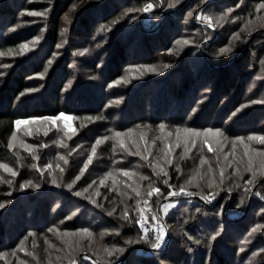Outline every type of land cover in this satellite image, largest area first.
Masks as SVG:
<instances>
[{"label":"trees","instance_id":"1","mask_svg":"<svg viewBox=\"0 0 264 264\" xmlns=\"http://www.w3.org/2000/svg\"><path fill=\"white\" fill-rule=\"evenodd\" d=\"M149 1L156 0H33L25 2L26 9L46 7L47 16L36 25L24 22L13 31L3 32L4 27L17 25V17L11 9L14 0H0V51L12 48L17 51L15 43L21 40L20 35H28L23 38L27 39L43 32L44 36V42L23 55H0V63L2 59L8 63V67L0 68L3 73L0 76V161L12 157L7 144L14 130V120L61 111L79 117L76 120L79 134L85 140L91 132L90 141L113 131L161 122L173 130L179 126L180 131L185 127L220 128L230 136H245L264 126V104L241 108L242 104L258 99L260 90L264 91L262 85L246 94V88L261 71L264 29L252 36L250 31H247L249 34L240 30L243 18L249 14L254 17L256 5L264 0H216L209 9L217 6L221 13L228 7L234 9L217 28L193 19L195 10L206 8L207 11L208 0L205 3L181 0L168 14L157 9L149 12L157 23L153 30L144 23L149 13L130 10L139 9ZM74 2L77 9L70 11ZM190 12L193 14L189 15ZM233 18L231 25L228 20ZM101 25H106L103 30ZM66 26L68 30L63 34ZM234 33H239L240 39L234 37L230 41L228 38ZM184 36L190 43L182 50L176 49L177 39ZM63 38L68 41V47L56 64L49 65L55 46ZM228 44L231 52L215 54ZM75 49H88L74 64L77 70L73 69L72 62V58H77ZM134 66L142 69L133 70L137 74L129 83L112 85L120 77L131 74L130 71L136 69ZM28 89L33 91H26ZM200 95L207 98L198 103ZM234 111L235 116L231 115ZM202 144L196 149V165L193 158L177 156L172 166H166L169 183L176 189L184 183L183 173L187 169L199 171L200 175L205 173V165L200 163L201 155L206 152ZM109 162L111 166L118 165ZM176 164L180 166L179 172ZM211 179L216 180V175H211ZM26 180L38 182L41 187L22 189L20 184ZM260 182L264 193V180ZM65 184L64 180L58 179V184L54 185L48 179L21 174L18 182L2 186L0 201L7 204L0 209V252L8 251L9 255L19 249L17 245L22 241L26 249L36 250L38 261L45 263L46 245L54 238L56 229L75 233V243L83 235L76 230L88 228L94 234L93 241L90 246L87 239L82 241L84 251L76 255L77 264H240L248 250L238 252V242L250 232L258 211L264 209L262 193L242 209L237 205L241 197L247 198L245 192H226L225 196H232L229 212L226 211L229 201L223 200L221 195L215 207L201 197H190L182 200L164 219L172 234L170 243L162 250H153L144 243H126L140 231L135 223L138 217L134 214L132 222H126L118 209L114 215L108 214L119 207L120 197L115 189L109 185L100 188V195L93 198L103 205L99 208L90 205V200L85 198L92 196L93 190L92 194L88 190L82 198L75 195L90 184L87 178L79 180L76 189L69 190L63 186ZM155 184L160 188V195H153L151 199L154 208L169 191L161 180ZM221 186L225 189L230 184ZM194 187L192 190L203 194L209 189L202 180H196ZM260 217L263 222L264 214ZM50 228L53 231L49 232ZM262 229L264 231V226ZM106 231L115 236L100 235ZM217 231L220 234L211 239ZM255 240L257 237L252 241ZM112 245L124 247L126 251L118 258L115 254L107 257L104 247Z\"/></svg>","mask_w":264,"mask_h":264},{"label":"rangeland","instance_id":"2","mask_svg":"<svg viewBox=\"0 0 264 264\" xmlns=\"http://www.w3.org/2000/svg\"><path fill=\"white\" fill-rule=\"evenodd\" d=\"M215 1L216 0H211V3H214ZM14 2H15L14 6L13 7L11 6V9H12L13 14H15V16L17 17V25L23 24L24 22L25 23L29 22L32 25H36L37 24L36 22H40V20H42V18L40 16L31 15L30 13H32V12H43L44 9H46V7L44 9H34V8L26 9L27 5L25 4V2H29V0H14ZM43 2H44V0H43ZM149 2H152L156 5V7L153 8L154 10H156V9L160 10L163 14H168L175 9V8H169L167 6V0H156L154 2L153 1H149ZM261 3H264V2H261ZM261 3H258L257 5H259ZM44 5L46 6L47 3H45ZM214 8H215V10H214ZM228 8L233 9V7H228ZM220 9L221 8H219L217 6L212 7L210 9L208 7L207 11L205 12L206 8L205 9L199 8V10L197 9V11L196 10L194 11L195 12L194 14L192 13L193 19L197 23H201V20L198 17H199L201 12H204L206 15H211L213 17L214 23H215V20L218 19V17L221 14ZM21 12H24V15H20ZM250 16L251 15L249 14V16L243 18V22L241 23L240 30H242L244 32L250 31V33H251L250 36H252L253 34L256 35L257 32H259L261 29H264V26H262V25H264V20L260 19V18L264 17V8H261L258 10L256 7L254 17H250ZM148 17H150L153 20V17L150 15V13L146 16L145 19H147ZM226 19H227V16H226ZM234 19L235 18L228 20L231 23V25L233 24ZM255 21H257L258 23H255ZM64 24H67V23L64 21ZM201 24L206 26V24L204 22H202ZM7 26L8 25H6V27ZM7 28L5 29V27H4V29L2 31L5 32L6 30L9 31L10 29H11V31H13L17 27H15V26L9 27L8 26ZM216 28H217V26H216ZM253 29H255V30L253 31ZM67 30H68L67 26L63 27V29H62L63 34ZM3 32L1 34H3ZM247 33H249V32H247ZM27 36L28 35H24V37H22V35H20V39L22 41L19 40L15 43V47L17 48V51H18V45L32 41L33 37L23 39V38H26ZM38 36L41 37V39L39 40L38 43L35 44V46H38L40 44V42H44L43 32H41ZM234 37H235L234 35H230L228 39L230 41H233L235 39ZM183 38H186V37L185 36L182 37L181 44H179V45L176 44V46H177L176 49L182 50L184 47H186L187 44L186 45L183 44ZM58 45H59V47H58ZM66 45H68V41L66 40V38L61 39L57 43L54 51L52 52L53 55H52V57L48 63L49 65H54L57 63L58 59L61 58L62 53H64L63 52L64 49L68 47ZM35 46H32L31 44H29V50L32 48H35ZM12 50H13V48H12ZM83 52H84L83 50H80V49L76 50L75 49L74 53H75V56L77 58H75V57L72 58V62H74L73 63V69L74 70H77L76 66L74 68V64L79 62L78 61L79 57L81 56V54H84ZM2 56H4V55H2ZM9 56L11 57L14 55H9ZM2 61H3V63L2 62L0 63V64H2V65H0V68H4V65H8L6 60L2 59ZM259 64L261 65V71L259 74L256 75V78L253 79V81L246 88L247 89L246 94H248L249 91L257 89L258 86L263 85L262 88H264V81H263L264 80V55L260 57V63ZM141 69L142 68L140 66H138V67H136V69H132V71H130L131 74L127 73L123 77L126 80L130 81V79L134 78L137 74V72L133 73L134 72L133 70H138V72H140L139 70H141ZM1 70H3V69H1ZM121 82H123V81H121L119 78L116 81H114L112 85L117 86ZM260 91H261V92H259L260 97H258V99H256V100H251V101L264 100L263 99L264 98V91H262V90H260ZM206 98L207 97H205L204 95H202V96L200 95V97L197 98V101H198V103L203 102ZM253 104L260 105V104H264V103H249V101H248L247 103H244L242 105L251 106ZM64 113L66 115L72 117V119H70L68 121V123L72 126L73 129L78 130L76 132V134L73 135L71 139H67V137H65L64 133H63V123H64L63 121L57 122L60 130H58L55 127H52L51 125H39V124L35 125V126L29 125V127H33L34 134L32 136H27L24 132V126H21V129L18 132L19 139L23 140L26 144L42 145L41 147L35 149L36 155L39 156V160H36L25 148L20 147L18 145L16 149H11L12 157L10 158V160L0 161L2 163H7L10 167L16 169L17 173H18L17 176L13 178L9 173H5L2 169H0V177H3V179L5 181L8 179H12L13 180L12 184L19 181L21 174H28L31 177H33L34 179H39L42 177L45 180L48 179V181H50V178H51L50 170L45 169L43 174H41L36 168L32 167V165L38 164L40 166V168H44V166L46 164H52L53 167H52L51 171L54 172V174L57 177V180L58 179L60 181L64 180L65 183L67 184L72 179H74L76 175L79 174V171L83 167L84 162L87 160L88 155L91 154V147L95 143L96 139L107 136V137H109V139L103 140L102 143L97 146L96 154L93 157L92 162L89 164L87 170L81 176L80 180L82 181L84 178H87V180L90 181V184H92L93 181L96 182L95 184H92L91 188H88V190H90L91 194H92V190L94 191V193L91 196L92 198L97 196L95 194L96 191H99V193H100V188L104 185H109L110 187H112V189H115V192L118 194V196L120 198H119V202H118L119 207H114V208L120 210V212H121L123 207H124V204L129 205V213L131 212L130 217L134 216V214H135V216H137V213L133 209L136 206V200L139 199L141 201L140 206L146 207V209L147 208L151 209L150 211H146V215L149 217V220L146 222L149 224L150 229H151L152 223L154 222V221H152V212L158 211V206H156L155 208L153 206L151 207V202H152L151 199L153 196L151 198H149L146 195V192L149 190V187H148L149 181L152 182L153 187H156V184H155L156 181L162 180V178H157V177H154V175L153 176L150 175L153 172V169L151 167H149V163L150 162L154 163L159 156L163 155V153L161 152V149H163L165 147V143H171V144H173V146H175L176 137H177L176 129L173 130L169 126H166L164 131L161 132L158 128V125L143 124L142 126L129 127V128H125V129L121 130L120 132L125 133V136L123 137V139L125 140V143L128 145V147L132 151L136 150V145H134L132 143V140H136L141 146L140 147L141 152L143 154H147V152L144 148L145 141H147L148 148L151 149L152 155L149 156L148 160H144L143 155H140V156L130 155L127 151H124L123 149H121L119 143L112 137V134L95 137L92 141H90L92 134H91V132H88V138H86L84 140L81 137V134H79V129H78V125H77L78 121H76L77 120L76 116H74L71 113H67V112H64ZM234 113H235V111H234ZM55 114H57V113H55ZM231 115H233V112L231 113ZM229 121L230 120L228 119L227 122H229ZM261 123H262V120L259 121V124H261ZM49 128H51V131H48V135L45 136L44 132ZM192 128L199 129L196 127H192ZM128 129H131V132H127L126 130H128ZM168 133H171L172 135L168 136L167 135ZM224 133H225L227 139L221 138V142L219 145L216 142V139H217L216 137H212V136L209 137L210 142L213 145V148L216 149L215 152L210 153L207 149V146L206 145L204 146V144H202V142L200 140H198L196 147L191 148V151H189V152H184L183 144L179 148L174 147L173 157L176 158L177 156H183V157L185 156L188 158L189 157L193 158L192 159L193 165H196L197 161L194 159L197 157L196 156V153H197L196 149H197L198 145L202 144L203 147H205V151H206L204 153L205 155H203V154L201 155L205 158L204 169L206 168L204 170L205 173L203 174V176L205 178L202 181L207 183L209 178H211V175L212 176L216 175V182L219 183V171L221 168H224L225 169V176H226L224 183L231 185V181L233 179V169H239L241 172V175L238 178V183L240 184V187H236L235 185H232V189L233 190H239L241 193L244 191V186H243L244 181L249 179V177L251 175L250 173L243 171L244 167L247 165V162H248V155H251L253 157V166L254 167H258L260 165V163L262 162V160H264V157H261L258 152L249 151L248 155H246L244 144L245 143L248 144L249 149H264V145H261L259 143V141H257V140H248L247 136L250 134V133H248L244 136L245 137L244 143L236 142V146H235V148H233L232 138L235 136H230V134L226 133L225 130H224ZM254 133L264 134V126L263 127L260 126L259 129L254 131ZM142 134L144 136V140H141ZM185 135H187V134L183 132V129H181V131L179 132V136H180L181 140H183ZM158 137H165V139H159ZM153 139H155V144L152 143ZM58 141H62V142H58ZM85 141H87V142H85ZM114 144H115V150H113ZM41 150H43L44 152L41 153ZM15 152H19V154H20V164L19 165L17 164L16 157L14 156ZM233 153L235 154L234 156H233ZM225 154H227V159H225ZM61 157H64L67 159V164H65L64 160L61 159ZM107 160H108V162H107ZM109 161H113L114 165L116 163L118 165L115 167L111 166V163ZM229 162H231V163H229ZM57 164H59L60 167L64 169V171L62 173L60 172L59 168H56ZM166 166L167 165H165V167ZM209 166H211V169H212L211 174H208ZM118 169H126V170L130 171L131 173H133V175L131 177H126L123 175L122 172L117 171ZM167 170H168V168H167ZM150 171H152V172H150ZM107 173H111V175H107V177H106ZM197 173L201 174L199 171H194V169H191V168L184 171V173H183L184 174L183 175L184 182L189 175H196ZM141 175L149 177V180H141L140 179ZM197 177L191 184L188 185L189 191L197 192L195 190H192L193 188H195L194 183L196 182V180H200V179H197ZM101 179L105 180L104 184H100ZM261 180H264V177L258 176L257 182L252 187L251 192L246 194V196H247L246 199L244 198L245 203L240 204V206H242V209L246 206H250L252 199L254 197H256V198L259 197V196L255 195V193H257V192L262 193L261 189H260V184H261L260 181ZM125 181L132 184L133 188L139 187L140 191H141V196L136 197V195L132 191V189L128 188L126 186ZM77 182H76V184H77ZM12 184L0 182V192H2V189H1L2 186H4V185L10 186ZM76 184L73 186V189L77 188ZM221 188H222V186H221ZM227 188H225V189L223 188L224 190L219 191V194L216 196L215 200H212L211 202H208V201L207 202L211 206L215 207L218 205V199L221 198L220 197V195H221V196H223V200L226 199L227 201H229L227 209H226V211L229 212L230 202H231L232 196H225L224 194L226 192L231 193L233 190L231 192H229V191H227ZM24 189H26V188H24ZM209 191H216V189H208L207 192H209ZM197 193H199V192H197ZM205 194L199 193V195H195V196H180V197H176V198L166 197L167 200L175 199L178 201V203L176 204V207L174 209L170 210L168 215H170L173 211H175V209L181 204L182 200H186L190 197H193V198L194 197H202ZM80 197L81 198L85 197V195L80 196ZM144 200H148V202H149L148 205L143 204ZM167 200L165 198H161L159 200V203L163 204V203L167 202ZM261 200L264 201V193H262ZM89 203H90V205H92L91 201ZM97 203L99 205H101V202H97ZM99 208H101V207H99ZM94 211L95 210H93L92 212L96 213V211L95 212ZM92 212H90L89 216L93 215ZM261 215H262V212L260 210V211H258L257 216L255 217V222L253 223L250 232L247 234L246 237H243V239L238 242V245L236 247L238 252L241 251V248H243L244 250H248L247 255L244 256V261L241 262L240 264H246V262L250 258L252 259L253 264H258V262L260 260L259 255H257L256 257H252V253L253 252H259V250L261 248H264V237L261 238V236L264 232L262 229L264 226V221L262 222V219L260 217ZM165 217L166 216L162 215L161 220L163 223H165V225L168 228L169 235L166 236V241H167V245H168L172 239V234H171L169 226L167 225V223L164 220ZM137 225H138V228L140 229V224L137 223ZM257 225H259L261 227L258 231L253 233V229L256 228ZM64 232L65 231H63V230H59V232H55V234L53 235L54 238L50 242H48V244L46 245V252L45 253L47 255V261H45V263L42 261H38V259H40V257L37 254L36 250L26 249L27 248L26 245L23 244L22 247L24 249H26V252L21 251L20 249L15 250L14 255H13V251H11V253L9 255L7 253L8 251L3 252V253H5V255L0 257V264H19V261H21V260L25 261L26 264H48L49 260H51L52 264H68V259H67V255H66L68 249H67L66 244L63 245V243H65L64 242L65 240H69V239L74 241L73 240L74 238H73V236L72 237L64 236V238L61 239V236ZM104 233H105V236H107V237L115 236V235H112L114 233H110L107 231ZM259 236H260V238H259ZM255 237H257V240L252 241ZM61 249H63V250H61ZM162 249H164V246H162L161 250ZM28 253H34L35 255L31 256V255H28ZM57 256L61 257L60 261H57V259H56Z\"/></svg>","mask_w":264,"mask_h":264},{"label":"snow or ice","instance_id":"3","mask_svg":"<svg viewBox=\"0 0 264 264\" xmlns=\"http://www.w3.org/2000/svg\"><path fill=\"white\" fill-rule=\"evenodd\" d=\"M29 2H33V0H29ZM181 0H167V6L169 8H174L176 7V5L180 4ZM205 0H202V3H204ZM211 6V0H208V2L205 4V7H210ZM156 7V5L152 2H148L146 4H144L141 8L139 9H130L131 11H140V12H145V13H149L151 12V10ZM257 9H261L264 8V3H261L259 5L256 6ZM77 9V4L74 2L71 6H70V11H75ZM49 9H45L43 12H32L30 13L31 15H36V16H40L41 18L46 17L48 14ZM233 12L232 8H228L226 10H224L220 16L218 17V19H216L215 23H214V19L211 15H206L204 12H201L199 15V19L204 22L206 24V26H210V27H215L217 26L221 21L224 20V18L226 16H228L230 13ZM125 15L127 14V11L124 13ZM20 15H24V12H21ZM189 15H192V13L190 12ZM65 19H68V14L65 13ZM262 20H264V17L260 18ZM106 25H101L100 28L101 30H103L105 28ZM264 26V25H262ZM15 27H19V25H15ZM255 29H253L254 31ZM11 31V29H10ZM235 36L236 39H240V34L239 33H234L233 34ZM41 39V37L37 36V37H33L32 41H29L27 43H22L20 45H18V51H13L12 49L7 50V52H2L0 51V55H23L25 52L29 51V44H31L32 46H35L36 43L39 42V40ZM190 43V40L187 38H183V44H188ZM176 44H181V39H177ZM59 47V45H58ZM85 53L88 51V49H84L83 50ZM168 51L171 53L173 51V49H168ZM232 51V47H230L229 45H225L223 47H221L219 49V51L217 53H215L216 55H222L228 52ZM178 54V53H177ZM4 67H8V65H4ZM134 67H138V66H134ZM149 67L152 71H156L157 69L154 66H146ZM165 67H170V65H165ZM3 73H0V76H2ZM120 80L123 81L124 83H129V80H126L123 76L120 77ZM26 91H33L32 89H28ZM21 96L24 95V93L20 94ZM249 103H264V100H260V101H249ZM246 107V105H241V108ZM193 111H196L195 109H193ZM240 109H237V112H239ZM236 113H233V116H235ZM72 119V117L66 115L63 111L55 114V115H31V116H27L26 118H17L16 120H14L12 123L14 125V130L11 133V136L9 138L8 144H7V148L8 149H16L17 146L19 145L20 147L25 148L36 160H39V156L36 155L35 149L41 147L42 145H32V144H26L23 140L19 139L18 137V132L21 129V126H24V132L27 136H32L34 134L33 131V127H29V125L35 126V125H51L52 127L59 129V125L57 124L58 121H63V133L64 136L67 137V139H71L73 135L76 134V132L78 131L77 129H73L72 126L68 123V121ZM76 119H79V117H77ZM91 119V118H89ZM166 125L165 123L161 122L158 125V128L161 132L164 131ZM48 131H51V128L47 129L44 132V135L47 136L48 135ZM127 132H131V129L126 130ZM177 131V137H176V143L175 146H173V144L171 143H165V147L163 149H161V152L163 153V155L159 156L156 161L154 163L150 162L149 163V167H151L153 169L154 175L157 178H162L161 182L163 185H167L168 186V193H167V197H172V198H176V197H180V196H195V195H199V193L197 192H193V191H189L188 190V185L191 184L197 176H199L200 180H203L205 177L203 175H200L199 173H197L196 175H189L187 177V179L185 180V182L181 185H179L178 190L169 183L170 177H169V172L167 170V167H165V165L168 166H172L173 165V151H174V147L179 148L181 147V145L183 144V149L184 152H189L191 151V148H195L197 145L198 140H200L204 145L207 146L208 151L211 152H215L216 149L213 148L212 143L210 142L209 137H216V142L219 145L221 142V138L223 139H227L224 130L220 129V128H205V129H195V128H188L185 127L183 128V132L186 133L187 135H185V137L183 138V140H181L180 136H179V132H180V128L179 126H177L176 128ZM168 136H171V133L167 134ZM125 136L124 132H120V131H113L112 133V137L119 143L121 149H123L124 151H127L130 155H134V156H140L143 155L144 160H148L149 156L152 155L151 149L148 148V144L147 141H145L144 144V148L147 152V154H143L140 150V144L136 141V140H132V143L134 145H136V150L132 151L128 145L125 143V140L123 139V137ZM159 139H165V137H158ZM109 137L105 136L102 138H97L95 143L92 145L91 147V154L88 155L87 160L84 162L83 167L80 169L79 174L75 176L74 179H72L70 182H68L67 184L63 185L64 187H66L69 190L73 189V186L76 184V182L78 180H80L81 176L84 174V172L87 170L89 164L92 162L93 157L96 154V150H97V146L100 145L102 143L103 140H108ZM248 140H257L259 141V143L261 145H264V134H258V133H250L247 136ZM141 140H144V136L143 134L141 135ZM245 141V137L244 136H235L232 138V146L233 148H235L236 146V142H240V143H244ZM58 142H62V141H58ZM153 144H155V139H153L152 141ZM66 146V145H65ZM244 148H245V154L248 155V152H258L259 155L261 157H264V149H249V145L248 144H244ZM113 150H115V144L113 146ZM235 154L233 153V156ZM14 156L16 157V161L17 164H20V154L19 152H15ZM61 159L64 160L65 164H67V159L64 157H61ZM225 159H227V154H225ZM205 162V158L203 156H201L200 159V163L203 164ZM231 163V162H229ZM32 167L36 168L41 174H43L45 169L50 170V183L52 184H58V180L56 175L54 174V172H52V164H46L44 166V168H40V166L38 164H34L32 165ZM56 168H59L60 172L62 173L64 171L63 168L60 167L59 164L56 165ZM175 168L177 170V172L180 171V166L179 164L175 165ZM0 169H2L5 173H9L13 178L17 176V170L10 167L7 163H2L0 162ZM117 171L122 172L124 176L126 177H131L133 175V173H131L130 171L126 170V169H118ZM244 172H248L250 173V177L249 179L244 181V192L245 194H248L249 192H251L252 187L256 184L257 182V177H264V160H262V162L260 163V165L258 167H254L253 166V157L251 155H248V162L247 165L244 167L243 169ZM212 169L211 166H209L208 169V174H211ZM107 175H111V173H107ZM241 175V172L239 169H233V179L231 181V185H235L236 187H240V184L238 183V178ZM141 180H149V177L147 176H140ZM226 179L225 176V169L221 168L219 171V183L216 182L215 179H211L209 178L208 182H207V188L209 189H213L215 188L216 191H209L207 192L205 195H203L201 198L204 201H208L211 202L212 200H215L216 196L219 194V191L224 190L223 188H221V185L224 184V181ZM0 182L3 183H7V184H12L13 180L12 179H8V180H4L3 177H0ZM96 182L93 181L92 184H95ZM105 180L101 179L100 180V184H104ZM92 184H89L86 188L78 190L75 192L76 196H84V194L88 191V188L92 187ZM125 184L128 188H131L132 191L135 193L136 197H140L141 196V191L139 187H135L133 188L132 184L128 183L127 181H125ZM229 186L227 188V191L231 192L232 186ZM20 187L22 189L24 188H35V189H39L41 187V184L38 182H33L32 180H26L24 181L22 184H20ZM149 190L146 192V195L151 198L153 195H160V188L158 187H153L152 186V182L149 181ZM197 187H199V184H197ZM97 196L100 195L99 191H96L95 193ZM255 195L260 196L261 193L257 192L255 193ZM86 199L90 200L92 204L97 205V207H103V205H99L97 203V200L93 199L91 196H87L85 197ZM167 200V198H165ZM148 200H144L143 204L144 205H148ZM178 203L177 200L172 199V200H167V202L160 204L159 201H157V206H158V211H154L152 212V221H154L152 223V227L151 229L149 227L146 226V221L149 220V217L146 215V211H150V208L146 207H142L141 205V201L139 199L136 200V206L134 207V211L137 213V217L138 219L135 220V223L140 224V231L137 235L136 238H131L129 237L126 241L127 244L132 245V244H139V243H144L147 244L151 247V249L153 250H159L162 248V246L166 247L167 246V241H166V236L169 235L168 233V228L165 225V223L162 222L161 220V216H167L170 212V210L174 209L176 207V204ZM245 200L244 197L240 198V204H244ZM7 204V201H0V209L4 208ZM240 205L238 204L237 207H239ZM116 212V209L113 208L108 214L109 215H114ZM261 212L264 213V209H261ZM120 215L122 216V218L126 221V222H132V218L130 217V213H129V205L124 204V207L120 213ZM70 217H66V219H68ZM261 226L257 225L256 228L253 229V233L258 231L260 229ZM49 232L53 231L52 228L48 229ZM57 232H59V229H56ZM77 233H82L83 235L80 237L79 240H77L75 243H73V241L71 239L69 240H65V244L67 246L68 249V264H77V259H76V255L83 252L84 251V245L82 243V241L84 239H87L89 241V246L91 245L92 241H93V237L94 234L93 232L88 229V228H83V229H77L76 230ZM105 233H100L101 236H103ZM220 233L219 231H217L215 233V235H213L211 237V239H215L216 236H218ZM29 235H34L32 233H30ZM75 233L72 232H68L67 230L62 234L61 239L64 238V236H68V237H72L74 236ZM23 242L21 241V244L17 245V248H19L21 251L26 252V249H24L22 247ZM63 250V249H61ZM126 251V249L124 247H117L115 245H112L111 247H104V254L107 257H113L114 254L116 255V257L118 258L120 255H122L124 252ZM241 251H244L243 248H241ZM15 254V250H13V255ZM5 253L0 252V257L4 256ZM28 255L34 256V253H28ZM257 255L260 256V260L258 262V264H264V248H261L259 250V252H253L252 253V257H256ZM57 261L61 260V257L57 256L56 257ZM19 264H26L25 261L21 260L19 261ZM48 264H52L51 260H49ZM111 264V262H110ZM246 264H253L252 259L250 258Z\"/></svg>","mask_w":264,"mask_h":264},{"label":"built area","instance_id":"4","mask_svg":"<svg viewBox=\"0 0 264 264\" xmlns=\"http://www.w3.org/2000/svg\"><path fill=\"white\" fill-rule=\"evenodd\" d=\"M202 23V21H201ZM145 25L148 29L153 30L156 28L157 23H155L150 17L145 19ZM146 226L150 228L149 224L146 222Z\"/></svg>","mask_w":264,"mask_h":264}]
</instances>
